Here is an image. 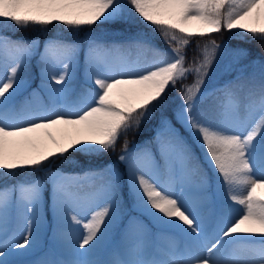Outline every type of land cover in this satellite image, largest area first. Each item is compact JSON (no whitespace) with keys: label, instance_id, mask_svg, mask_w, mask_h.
Masks as SVG:
<instances>
[{"label":"snow or ice","instance_id":"snow-or-ice-1","mask_svg":"<svg viewBox=\"0 0 264 264\" xmlns=\"http://www.w3.org/2000/svg\"><path fill=\"white\" fill-rule=\"evenodd\" d=\"M234 30L264 0H0V264H264V56L187 53Z\"/></svg>","mask_w":264,"mask_h":264},{"label":"trees","instance_id":"trees-1","mask_svg":"<svg viewBox=\"0 0 264 264\" xmlns=\"http://www.w3.org/2000/svg\"><path fill=\"white\" fill-rule=\"evenodd\" d=\"M64 27L60 24L53 25L46 33H41L39 29H28V30H21L17 33L19 36H26V37H36L41 35H47V36H60L65 35ZM208 39H214L217 41V43H223L226 39H228V46L230 47H240L244 46L248 48V53L253 57H260L264 56V44L261 43V41L257 39H253L250 35H246L242 32H236L235 30L233 32L229 31H222L220 33H213L211 37H205L203 39L200 38H194L191 41L190 46L187 49L188 58L191 59L193 52L196 48L197 43H199L201 46L206 43ZM159 46L161 48H167V45L163 44V42H159ZM146 57L147 60L151 59L149 55H144L143 58ZM32 76L34 79L33 83L34 85L38 83L39 80V69L37 67H33L31 69ZM194 79V76H188L186 79L187 82H192ZM184 83V82H182ZM179 90V85L177 86V89L173 90L171 95L173 97L176 96V92ZM179 103V101H176ZM154 135V126L153 124L145 125L139 134H130L128 139L133 142H140V141H147L151 139V137ZM123 141H121V144ZM120 148L119 145L117 147V153L119 152ZM74 161V163L79 164H88L92 163L93 161L87 160L83 154H76L74 158H70ZM103 159H115L114 155H108L105 156Z\"/></svg>","mask_w":264,"mask_h":264},{"label":"rangeland","instance_id":"rangeland-1","mask_svg":"<svg viewBox=\"0 0 264 264\" xmlns=\"http://www.w3.org/2000/svg\"><path fill=\"white\" fill-rule=\"evenodd\" d=\"M196 24H197L196 21H191V22H190V26L193 27V28H195ZM33 37H34V36H33ZM219 43H220V42H219ZM223 44L226 45V47H227L228 50H232V49L239 48V47H231V46L229 47L228 44H226V43H223ZM240 49H245V50L248 51V48H246V47H244V46H240ZM142 58H143V57H142ZM143 59H146V57H144ZM146 60H147V59H146ZM33 80H34V78H33ZM183 82L186 83V80L183 81ZM39 83H40V80H39L38 84H39ZM187 83H191V82H187ZM206 84H207V88H208V90H210L211 87H212L213 85L216 84V79L209 78V79L206 81ZM33 87H35V86H33ZM176 126L179 127V124H177ZM45 241H46V237L42 234V235H41V238H40V244H41V247H43ZM30 257H31V259H34V258H35V257L31 256V255H30Z\"/></svg>","mask_w":264,"mask_h":264},{"label":"bare ground","instance_id":"bare-ground-1","mask_svg":"<svg viewBox=\"0 0 264 264\" xmlns=\"http://www.w3.org/2000/svg\"><path fill=\"white\" fill-rule=\"evenodd\" d=\"M20 259H24V260H28V259H31L30 256H24V257H19Z\"/></svg>","mask_w":264,"mask_h":264}]
</instances>
